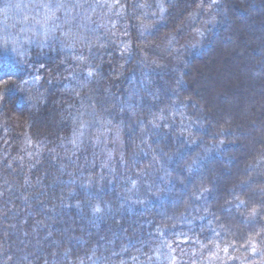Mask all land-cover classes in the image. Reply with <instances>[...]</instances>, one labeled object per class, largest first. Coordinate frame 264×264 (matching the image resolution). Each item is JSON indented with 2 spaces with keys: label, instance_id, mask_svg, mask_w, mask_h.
Returning <instances> with one entry per match:
<instances>
[{
  "label": "trees",
  "instance_id": "obj_1",
  "mask_svg": "<svg viewBox=\"0 0 264 264\" xmlns=\"http://www.w3.org/2000/svg\"><path fill=\"white\" fill-rule=\"evenodd\" d=\"M94 1L0 0V264H173L180 239L179 264H264V0H220L200 44L210 0ZM228 46L246 86L219 106L195 81Z\"/></svg>",
  "mask_w": 264,
  "mask_h": 264
},
{
  "label": "rangeland",
  "instance_id": "obj_2",
  "mask_svg": "<svg viewBox=\"0 0 264 264\" xmlns=\"http://www.w3.org/2000/svg\"><path fill=\"white\" fill-rule=\"evenodd\" d=\"M95 1H96V5H92V7H91V9H93V10L98 5H100L102 2H105L106 0H95ZM17 2H18V4L20 3L19 1H17ZM219 2H220V0H210V6H209L210 8L209 9H202V11L200 10L199 12H194L189 17L190 23H188L185 26V29L187 28L188 35H186L187 33H185L186 41H184V43L188 42L189 44H194L195 42H199V44H200V41H201L204 33L206 32V30L208 28L212 27L216 23L215 22V20H216V18H215L216 14L215 13L220 9ZM15 5H17V4H14V6ZM170 38H171V40L168 41V44H167V42H165L164 47H158L159 51L154 50L152 52L154 54L150 53L151 59H149V58L148 59L146 58V59L149 62H153V61H156V58H159L158 59V60H160L159 63H161V62L163 63V61H166V63H168L171 56L166 51H168L169 49H172L174 52L177 49L178 50L181 49V43L183 41V40H181V41H179L180 43H178V41H176L175 38L172 39V36L171 37L169 36L168 39H170ZM2 40L3 39L0 40V53L7 52V50H8L7 43L3 42ZM9 40H11V39H9ZM199 44L192 47L190 49V51L191 52L195 51L198 48ZM187 47H189V45ZM240 50H241L240 46H239V48L236 46L235 47L228 46L227 50L225 51L226 54L225 55L222 54V57H221L222 59L225 57L224 60H222L220 58L218 60H216V62L218 61L217 64L215 65L217 69H213L212 72L209 71L210 68L208 66L209 62H211L210 59H206V60L200 62V64H201L200 69H201L202 73L205 74V75H202L198 80L195 81L196 82L195 86L197 87L196 89L199 90L200 95H202V89L205 86V84H209V82L214 83V84H216L215 85L216 89H215V93H213V96L215 98L216 103H218L219 106H222L223 103H226L227 101L229 102L228 96H230V95H232L230 97L235 96L236 95L235 93L237 91H240L241 89H243V87H242L243 85L246 86V83H245L246 80H243L245 75H244V72H242V71H244V69L247 68V65H244V67L238 66L239 60L243 59V56L241 57L239 55L241 53ZM161 58H165V59L162 60ZM173 59H174V61H177L175 56H173ZM246 60H247V58H246ZM226 63L227 64L230 63L231 66H234V67L238 66V67H236V68L233 67L231 71L225 73ZM246 63H247V61H246ZM218 64L222 65V69H220V66H217ZM247 64L249 65L250 63H247ZM168 69H171V67H169ZM206 72H207V74H206ZM209 74H210V76H208ZM239 80H240V82H242L244 84L241 85L240 83H238ZM243 81H245V82H243ZM228 82L233 84L232 89L230 88L231 86H229ZM253 84L254 83L252 81H250V83H249L250 87L249 88L244 87L245 89H244V91H242V93H247L248 89H252L254 87ZM221 88L226 89V91H228V93L225 94L224 92H221ZM254 91H257V90L254 89ZM262 96L264 97V93L262 94ZM257 127H261L260 123H258ZM242 133H243V135H247L245 137L242 136V144H243V146L244 145L246 146L247 144H245V141L247 138H251L252 133L248 128L243 130ZM113 136L115 137L114 139L116 140L115 141L116 142L115 143L116 149H120L122 147V145H121L122 139H121L120 133L114 131ZM263 137H264L263 134H258V138L262 139ZM139 189H142V187L140 186ZM181 242H182V239L174 241V243L171 244L172 247L170 249V254H171V258L173 260V264H179L180 262L185 261L183 259L182 249H180V243ZM235 259H239V258H236L228 247L220 248V247L216 246V250L212 251V253L211 252L207 253V251L204 252L203 249L196 250L194 257L190 258L189 259L190 262H187V263L185 262V264H230ZM239 262L241 264H251L250 262H248L247 259H239Z\"/></svg>",
  "mask_w": 264,
  "mask_h": 264
},
{
  "label": "snow or ice",
  "instance_id": "obj_3",
  "mask_svg": "<svg viewBox=\"0 0 264 264\" xmlns=\"http://www.w3.org/2000/svg\"><path fill=\"white\" fill-rule=\"evenodd\" d=\"M41 7L43 9H45V11L48 13L47 19H49V20H55L56 19L55 10H53L51 4H41ZM63 7H64L63 4L57 3L56 6H55V9L59 10V9H61ZM13 51H15V49H13ZM96 211H99V209L97 208Z\"/></svg>",
  "mask_w": 264,
  "mask_h": 264
}]
</instances>
